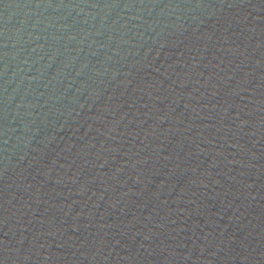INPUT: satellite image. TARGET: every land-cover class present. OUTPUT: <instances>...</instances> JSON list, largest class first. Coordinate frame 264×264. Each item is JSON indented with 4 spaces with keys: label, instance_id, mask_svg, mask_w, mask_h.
I'll return each instance as SVG.
<instances>
[{
    "label": "water",
    "instance_id": "1",
    "mask_svg": "<svg viewBox=\"0 0 264 264\" xmlns=\"http://www.w3.org/2000/svg\"><path fill=\"white\" fill-rule=\"evenodd\" d=\"M0 264H264V0H0Z\"/></svg>",
    "mask_w": 264,
    "mask_h": 264
}]
</instances>
